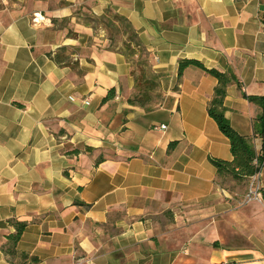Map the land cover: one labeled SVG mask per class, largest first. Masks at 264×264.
Wrapping results in <instances>:
<instances>
[{
    "label": "crops",
    "instance_id": "crops-1",
    "mask_svg": "<svg viewBox=\"0 0 264 264\" xmlns=\"http://www.w3.org/2000/svg\"><path fill=\"white\" fill-rule=\"evenodd\" d=\"M105 8L150 52L149 108L127 102L132 67L103 32L61 42L0 10V264H29L1 250L9 218L27 222L17 247L34 264H264V164L259 201L241 203L250 176L217 182L209 157L233 158L207 113L217 80L177 63L232 70L224 114L259 152L264 106L246 96H264V0H93ZM62 44L77 63L52 59Z\"/></svg>",
    "mask_w": 264,
    "mask_h": 264
},
{
    "label": "trees",
    "instance_id": "trees-1",
    "mask_svg": "<svg viewBox=\"0 0 264 264\" xmlns=\"http://www.w3.org/2000/svg\"><path fill=\"white\" fill-rule=\"evenodd\" d=\"M95 20L101 22L109 34L107 37L110 43L107 49L121 52L132 67L131 75L134 78V89L127 98V102L132 105L149 108L154 103V98L160 95L157 91L160 77L152 70L150 52L141 42L135 28L125 16L114 12L110 8H105L103 13L95 17ZM115 34L121 36V46L118 43L115 46ZM65 49L66 46L61 47V51ZM70 51L74 53L73 48ZM48 55L50 56V53ZM51 57L56 63H67V61H64L65 59L62 57L61 52H56ZM177 63L178 75L186 67L195 66L214 76L217 80L213 93L207 103V113L215 120L219 130L229 140L230 151L233 156L230 161L209 157V160L216 167L217 182L224 184L228 179L240 180L253 175L264 164V144H262L261 150L256 152L253 147L252 137L236 131L224 114V97L228 84L235 82L237 86L240 85L232 70L229 68L225 71H219L215 68H206L200 61L193 58H180ZM134 64L138 65V72H136ZM113 95L114 90L110 89L105 97H103V101ZM246 97L250 101L264 106V96L249 95ZM261 120H264V117ZM173 144L174 142L170 143L169 147H172ZM255 158L258 162L257 165L253 163ZM8 224L13 228V231L4 236V241L1 244L2 252L10 257L17 256L23 260H28L29 264L36 263L38 259L35 256H31L17 247L27 222L25 220L9 218Z\"/></svg>",
    "mask_w": 264,
    "mask_h": 264
},
{
    "label": "rangeland",
    "instance_id": "rangeland-1",
    "mask_svg": "<svg viewBox=\"0 0 264 264\" xmlns=\"http://www.w3.org/2000/svg\"><path fill=\"white\" fill-rule=\"evenodd\" d=\"M92 3L93 0H0V10L29 13L31 19L35 13H38L43 18L40 25L59 34L61 42L76 38L82 26H90L94 33L103 32V35L108 39L109 34L103 24L95 20V17L103 13L104 9L101 13L95 14L92 10ZM114 38L115 46L118 44L121 46V36L115 34ZM91 40L92 37L88 39V43ZM108 42L110 43L109 39ZM62 46H66V49L61 51ZM71 48L74 53H71ZM56 52H61L67 63H77L75 55L80 54V47L62 44L54 53ZM133 66L138 72V65L134 64Z\"/></svg>",
    "mask_w": 264,
    "mask_h": 264
},
{
    "label": "built area",
    "instance_id": "built-area-1",
    "mask_svg": "<svg viewBox=\"0 0 264 264\" xmlns=\"http://www.w3.org/2000/svg\"><path fill=\"white\" fill-rule=\"evenodd\" d=\"M42 19H43L42 16H40L38 13H35V15L32 18V22L34 24L40 25ZM84 103L87 104L88 100H84ZM159 127L164 128V125H160ZM155 128L158 127L155 126ZM253 163H255L256 165L258 164L256 158L253 160ZM259 170H257L253 175H250V184H249L248 192L243 198V201H241V203L249 202L252 200H258V201L260 200L259 186L257 182ZM221 264H228V263H221Z\"/></svg>",
    "mask_w": 264,
    "mask_h": 264
}]
</instances>
